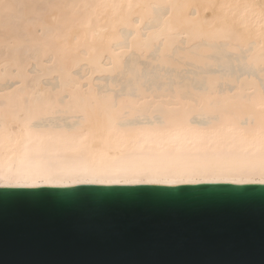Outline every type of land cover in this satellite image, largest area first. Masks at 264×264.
Segmentation results:
<instances>
[{"label":"bare ground","instance_id":"obj_1","mask_svg":"<svg viewBox=\"0 0 264 264\" xmlns=\"http://www.w3.org/2000/svg\"><path fill=\"white\" fill-rule=\"evenodd\" d=\"M5 5L0 79L17 82L0 86V188L16 187L17 181L40 187L162 185L73 183L110 179L264 185V86L257 79L235 80L230 88L213 76L202 85L168 88L134 81L120 91L116 84L97 86L94 79L120 72L131 51L146 57L156 43L167 57L179 40L191 46L192 57L207 50L205 45L212 52L219 49L216 44L244 50L245 60L261 72L264 0H9ZM32 62L42 66L38 75L28 71ZM81 65L87 74L77 77L74 70ZM52 75L59 84L42 83Z\"/></svg>","mask_w":264,"mask_h":264},{"label":"water","instance_id":"obj_2","mask_svg":"<svg viewBox=\"0 0 264 264\" xmlns=\"http://www.w3.org/2000/svg\"><path fill=\"white\" fill-rule=\"evenodd\" d=\"M42 188H0V264H264V185Z\"/></svg>","mask_w":264,"mask_h":264},{"label":"rangeland","instance_id":"obj_3","mask_svg":"<svg viewBox=\"0 0 264 264\" xmlns=\"http://www.w3.org/2000/svg\"><path fill=\"white\" fill-rule=\"evenodd\" d=\"M5 2V4H8L9 0ZM152 21L154 22V20ZM152 21L149 26L154 24ZM181 41L182 40H179L176 44L178 47L174 46L172 48V51L179 48L177 49L178 52L175 51V53L170 50L167 57H165L161 49V43H156L154 45L155 47L153 46L146 57H141L138 53L133 51L130 53L128 52L129 54H127L125 59H123L124 64H122L123 67H121V71L119 70L120 72L117 71L116 73H109L110 71H107L106 73L94 76V79L98 84L97 86L109 87L110 84H116L119 85L117 91H120L121 89L128 87L130 84L133 85L134 81L135 83L136 81H140L142 84H146L149 87L153 85L152 87L156 86L157 88H168L170 86L174 87L175 84L177 85L179 83L185 85H202L210 76L220 77V85L224 83L226 86L224 84L222 85L225 88L233 86V81L235 80H245L249 77L257 79V81L264 86V68L261 69L260 72V69L258 70V68H254V66L249 65V63L245 60L246 54L244 50L237 52L232 49L225 48V45L220 44V46L219 44H216L215 48L218 47L219 49H216L219 51H216L215 49L213 50L214 52H212L208 45H205V47H207V50L205 49L206 51L202 50L199 55L192 57L189 54L191 46L186 43H182ZM158 46H160V48ZM170 55L173 57H169ZM205 55L207 56V59L204 63H202V61L206 58L204 57ZM179 57L181 58L179 59ZM164 59L167 60L165 63L162 62ZM83 66L81 65L76 68V72L74 70L77 77H82L87 74V67L85 66V69ZM40 67L42 66L38 65L36 62H32L28 68V71L30 70V75H38L40 73ZM132 72H135V74ZM11 78L12 77L8 76L5 78L2 77L0 79V86L14 85L17 80ZM41 80L45 85L54 86L59 84V77L57 75H52L51 77L43 76ZM199 120L206 121V118L200 117ZM75 121L78 120L75 119ZM72 122H74V120H72ZM72 122L69 120L68 124H71Z\"/></svg>","mask_w":264,"mask_h":264},{"label":"snow or ice","instance_id":"obj_4","mask_svg":"<svg viewBox=\"0 0 264 264\" xmlns=\"http://www.w3.org/2000/svg\"><path fill=\"white\" fill-rule=\"evenodd\" d=\"M6 7L4 0H0V8ZM210 181H227L231 183H243L242 181L224 180V179H208ZM203 180H172V179H110V180H88V181H73V183H83V184H162V185H176V184H193L201 183ZM264 183V180L260 181ZM44 183H52L51 181H44ZM16 187H33L37 189H44L40 187L37 182H27V181H17ZM107 191H117V190H103V189H81V190H70L64 193H58L59 196L65 198H83L91 197L95 199H102ZM141 191H154V190H141ZM178 193L190 192L195 190L189 189H176ZM203 191V190H201ZM242 191V190H238ZM43 193V192H41Z\"/></svg>","mask_w":264,"mask_h":264}]
</instances>
